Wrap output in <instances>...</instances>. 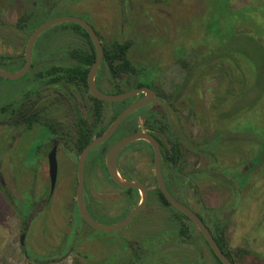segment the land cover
Returning <instances> with one entry per match:
<instances>
[{"label": "rangeland", "instance_id": "rangeland-1", "mask_svg": "<svg viewBox=\"0 0 264 264\" xmlns=\"http://www.w3.org/2000/svg\"><path fill=\"white\" fill-rule=\"evenodd\" d=\"M20 10L18 3L0 4V57L16 58L24 54L27 40L17 39L16 33L6 28L15 24ZM74 10L69 12V16L87 14L85 19L99 35L102 47L115 41L132 42L129 60L137 67L140 77L132 80L129 75L125 76L124 81L119 82L120 90L129 91L128 83L135 85L142 82L156 91L160 101L149 110L150 126L154 128L161 124L166 110L169 118L167 125L174 127L186 141L197 144L214 133L227 136L225 134L243 124L242 118L223 120L222 116L225 111L233 113L247 104L255 103L257 99V89L251 87V81L245 82V88H241V73L247 72L246 63L254 62L261 68L264 63V0H84ZM53 29L46 30L37 38L34 52L43 50V54L38 55L60 57L70 49L89 48L87 41L79 35L71 32L52 35ZM230 37L234 39L227 41V47L232 52L223 53L219 45ZM179 57L190 68L203 62V72L198 70L192 75L179 100L167 102V96H175L188 75L182 69ZM0 70L8 72L4 67ZM101 72L103 77L98 82L99 89L104 94H113L105 67ZM24 83V79L12 81L0 78V111L9 109L16 92L24 88ZM226 87H229L228 93L225 92ZM64 91L67 96L72 94L65 111L67 130H70L76 106L81 102L90 104V95L72 85L65 86ZM234 94L242 97L237 99L233 97ZM139 99L140 96H137L130 103ZM223 99L226 101L223 102ZM103 111L105 126L113 115L114 107L106 105ZM243 114L245 120L249 119V124L264 126V99ZM75 115L87 120L81 110ZM1 118L9 120L8 114ZM6 120L0 126V162L7 166V170L0 168V264H32L25 258L23 249L39 261L62 255L67 248H73L82 257L71 251L65 259H56L53 264L195 263L198 255L191 238L184 241L189 244L187 250L176 246L182 244L179 225L172 220V217L178 216V211L171 207L163 208L154 190L150 195V205L122 230L103 232L92 229L81 219L76 200L74 209L65 206L63 212L73 215L70 218L72 222H64V218H61L59 223L60 214L50 206L59 191L62 201L69 203L76 174L75 164L68 165L57 158L53 190L47 170L38 163L39 158L32 152L27 158L33 164L32 170H11L8 137L12 131ZM142 128V122H129L104 144L103 151L106 152L131 130L144 132ZM236 138L243 140L235 144H221L219 151L214 153L216 158L204 153L209 152L206 145L199 147L202 153L196 150L186 153L178 171L182 175H192L190 182H196L193 184L195 187L177 191L174 196L178 202L190 206L201 216H205V209L219 212L222 220L219 230L223 232L225 249L238 264H264V163L248 175L236 202L232 188L216 180L214 175L223 174L229 179L236 173L246 171L244 165L253 156L257 144H252L249 135ZM223 147H226L223 150L230 148L232 152L221 154ZM97 151V147L93 148L85 162L83 198L86 209L95 221L111 226L133 209L134 202L138 201V192L134 190L127 196L126 191L113 185L103 173L88 174L92 171ZM152 160V151L145 142L128 145L120 155V165L126 168L134 181L155 189ZM201 172L207 176L200 175ZM12 181L18 182L21 189V198L15 202V209L21 213V217L16 215L14 205L6 198L14 188ZM88 197L91 202L97 203V210L103 217L93 216ZM22 236L23 245L20 243ZM148 240L152 243H148ZM146 247L152 253L151 259L145 263L140 256ZM197 249L210 254L205 244Z\"/></svg>", "mask_w": 264, "mask_h": 264}, {"label": "trees", "instance_id": "trees-1", "mask_svg": "<svg viewBox=\"0 0 264 264\" xmlns=\"http://www.w3.org/2000/svg\"><path fill=\"white\" fill-rule=\"evenodd\" d=\"M84 0H0V4L2 2H5L7 4L14 5V3H18L21 5V10L19 14L17 15V20L13 26H6L7 29H10L16 33L17 39H23L27 40L29 35L32 33V31L37 28L40 24L43 22L59 17V16H66L71 15L69 12L73 11L76 6L81 4ZM75 11V10H74ZM73 11V12H74ZM73 15V14H72ZM79 18L86 21L85 18H87V14L78 15ZM77 16V17H78ZM54 28V29H53ZM51 34L59 35V33L63 32H71L73 34H77L83 39L87 41L89 44L88 49H70L63 53L59 61L58 67H51L49 70H47L48 76H52L51 82H59L63 81L66 86L73 85L79 90H81L83 93L88 92L87 88V75L88 71L93 64L95 60V49L94 45L89 39L86 32L79 27L76 24L73 23H65V24H59L54 27H52ZM59 31V32H58ZM97 34V33H96ZM98 38L99 35L97 34ZM60 38V37H59ZM231 39H234V37H230L226 40V42L223 43V45H219L220 50L223 53H229L232 52V49L227 47V41H231ZM27 42V41H26ZM132 49V42L130 40L124 41V42H118L115 41L111 43L110 45L103 47V59L102 63L96 73L95 76V82L96 86L99 89L98 82H100V79L103 77V71L104 67L107 70V75L109 79V84L113 90V94L122 93L120 90V84L119 82L124 81V77L129 75V77L134 79V77L138 78L140 77V72L136 69L137 67L132 64V62L129 60V52ZM261 51V49H260ZM39 53L43 54V50H36L32 52V55H38ZM264 55V53H263ZM181 62L182 69L188 72V75L184 78L181 87L179 88V91L174 95H168L167 102L171 100L177 101L180 97H182V94L187 87L188 82L190 81L192 75L195 72H203L201 68L204 66L203 62L197 63L193 68H190L186 62ZM24 65V56L16 57V58H3L0 57V69L1 67H4L6 71L8 72H16L20 70ZM247 74L241 73V88H245L246 83L245 82H252V88L257 89V99L255 100V103H251L250 105L247 104V106H243L240 108V110H236L235 112H227L225 111L222 119L223 120H229L234 118H242L243 124L238 126L236 130L230 131L228 134H225L227 136H224L222 134L214 133L209 138L202 140L200 143L193 144L190 141H186L183 137L180 136L175 130L174 127H172L169 123V118L166 116V112L164 114L163 122L161 124L156 125V127H152L148 124V115H149V108H142L136 112H134L132 115L128 116L121 124L119 129L117 130V133H120L121 130L126 127V125L129 124V122H138L141 120L143 129L145 131L149 132L151 135H153L157 142L159 143L160 149H161V165H162V174L163 179L165 182V185L172 194L176 191H186L188 189L192 190L194 189L196 182H190L192 175H182L178 171V167L181 165L182 160L186 153L196 150L199 153H202V149L199 147L201 146H209V152H204L206 155H211L214 157V153L219 151L220 145L224 143H236L237 141H242L241 138H236L237 136H244L249 135L252 139V144H257L256 150L251 157V159L248 161L247 164L244 165L246 170L245 172L236 173L233 175L232 178H229L226 176L224 177L223 174H214L215 179L219 182H222L224 184H228L233 190V195L235 197V202L239 200V194L241 187L247 182L248 175L252 172L257 171L264 163V126H255L249 124L250 121L248 118L246 120L244 119L245 116L243 112L247 111L248 109H251L255 104H258V101H262L264 99V63L261 65L262 68L253 62L252 63H246L245 64ZM33 68V66H32ZM242 71V70H241ZM59 75V76H58ZM250 79H248V77ZM130 78V79H131ZM147 86L146 83L139 82L135 85H130L128 83V89L132 90L135 88H141ZM222 85H220L221 87ZM100 90V89H99ZM229 87L225 88V92H229ZM259 90V91H258ZM101 91V90H100ZM102 92V91H101ZM238 99L241 98V95L234 94L233 97ZM90 98V104H91V115L96 119V131L90 132L82 129L80 131V134L83 137H86L83 141H80L78 144V152L80 153L83 148L89 144V142L95 138L101 135L111 124V122L115 119V117L123 110L125 109L130 102L135 98H131L129 100L119 102L116 104H106L102 103L93 97L89 96ZM236 99V100H237ZM226 100L223 99V102ZM257 102V103H256ZM106 105H111L114 107L113 115L111 116L109 123L105 126H103V118L105 116V113L103 111V107ZM244 108V109H243ZM243 110V111H242ZM229 114H227V113ZM78 121H80V125H84L82 118L78 117ZM127 123V124H126ZM84 128V127H82ZM137 131L136 129L131 130L130 132ZM129 132V133H130ZM116 133V134H117ZM125 134H128L127 132ZM255 142V143H254ZM226 147L222 148L221 154H227L232 152L230 148L223 150ZM216 158V155H215ZM200 175L207 176L204 172L200 173ZM126 180H131L130 176L128 174L123 175ZM237 178V181H236ZM134 190H128V193H131ZM155 193L157 195V198L159 199L160 203L164 207H170L168 203L165 201L157 187L155 188ZM139 200L137 202H134V205L132 208L135 207L136 204H138ZM205 216L208 220L209 228L213 231L215 234V241L217 245L219 246L220 250L224 253V255L231 261L232 264H238L234 258L226 251L225 249V240L223 236V232L219 230V224H220V217L218 211L213 210H204ZM178 222H179V233L181 237L188 238L190 235V232H192L193 237H196L195 234H199L201 239L203 240L202 236L198 232V230L195 228L193 223L185 217L182 213L178 212ZM187 223L190 225L187 226ZM204 244L207 246L205 241L203 240ZM199 250V249H198ZM211 260L210 264H221L219 260L214 256V254L209 250ZM24 256L27 260L30 262H33L34 264H46L47 261L45 260H35L32 258V255L27 252V250L23 249Z\"/></svg>", "mask_w": 264, "mask_h": 264}, {"label": "flooded vegetation", "instance_id": "flooded-vegetation-1", "mask_svg": "<svg viewBox=\"0 0 264 264\" xmlns=\"http://www.w3.org/2000/svg\"><path fill=\"white\" fill-rule=\"evenodd\" d=\"M23 56H24V54H23ZM60 59H61V57H59V56L32 55L31 56V67H30L29 71L27 72V74L24 77L20 78V79L25 80L24 88L21 91L18 90L16 92L15 99H14V101H12L11 105L9 106V109L7 108V109L0 111V116L4 117L5 114H8L9 120L8 119L7 120L9 123V127L11 128V131H12L11 135L8 137L10 139V144L8 145V149H9V154H11V158L9 159V162L11 165L10 166L11 170H29V169L32 170L33 169L32 162L29 163L27 161L28 154L30 152H32L34 155H36L39 158L38 163L40 165L41 164L44 165V168H45V170H47V174H48V170H49L48 156H49L50 152L52 151V149H55L56 165H57V158H59V159H63L65 161V163L68 165L75 164L74 170H77L78 158H79V155L81 153V152L80 153L78 152V144L80 141H83L86 138L80 134V131L82 129L85 131V127H86L87 131H90V132L96 131V128H97L96 119L94 117H92V115H91V111H92L91 110V104H87L86 102H83V103L81 102L80 104H78V106H76L77 109L74 112V116L71 117L72 118L71 129L67 130V125H66V120H65V111L67 109L66 105L69 103L68 98H69V96L71 97L72 94H69V96H67V94L64 91V87L66 86L64 84V82L63 81H59L57 83L51 82L52 76H48V73H47V70H49V68L59 66ZM101 63H102V61H101ZM32 66H33V68H32ZM95 84H96V82H95ZM147 88H149V87H147ZM154 92L156 94L155 100L152 103H150V104H148L142 108L148 107L149 108L148 110H150L157 102L160 101V96L156 93V91H154ZM88 94H89V92H88ZM139 96H140L139 100H141L144 97L143 95H139ZM139 100H137V101H139ZM132 103H134V102H132ZM132 103H130V104H132ZM142 108H140V109H142ZM140 109H138V110H140ZM79 110L83 111L86 114L87 120H84V118L82 119L84 125H80V121H78V116L75 115V113L78 112ZM164 112H166V110H164ZM132 114H130V115H132ZM6 118L0 119V126L4 125L3 122H5ZM139 122H142V121L139 120ZM82 127H84V128H82ZM143 130L145 133L150 134L149 132L145 131V129H143ZM136 132H138V131H134L132 133L130 132V134H133ZM116 133H117V131L115 132V134L110 139H108L104 143L96 146L98 149L96 156H95L96 159H95V162H93V167L91 169L92 171H90L88 173V174L103 173L105 178L106 179L108 178V180L112 184H113V182L110 180L108 173H107V170L105 168V158H106L107 152L110 149V147L114 143H116L117 141L114 142L108 148V150L106 152L103 151L102 147L104 146L105 143L110 141L116 135ZM130 134H128V135H130ZM31 139H32V141H31ZM23 140L25 142H24V144H21ZM138 142H143V141H138ZM70 144H72V145H70ZM148 147L150 148L149 145H148ZM126 148L127 147L122 149L117 155V159H116L117 171L119 172V175L121 176L122 179L126 180L123 175L128 174L130 176L131 180H127V181L139 182V181H134V178L130 175V173L126 170V168H124L122 165H120V155L122 154V152ZM61 153H63V155H61ZM152 157H153V154H152ZM3 164H4V162H0V168L2 170H7V166L5 164L4 165ZM152 164H153V160H152ZM84 170H85V166H84ZM48 178H49V176H48ZM154 180H155V177H154ZM139 183H141V182H139ZM12 184H13L12 186L14 188L13 189L11 188V190H12L11 195H8V196L6 195V198L9 199L11 201V203L14 205L13 207H14V211H15L16 210L15 209V202L17 200H20L21 193L19 191L20 188H19L18 182L12 181ZM1 186H3L2 182H1ZM84 187H85V176H84ZM146 187L149 191L148 201L146 204V206H147V205H150L151 192L153 190L155 191V189H152L148 186H146ZM120 190H123V189H120ZM124 191H126V193H128V190H124ZM176 192L174 194H176ZM179 192H183V191H179ZM12 194H15V196ZM17 194H19V195H17ZM129 194L130 193H128L127 196ZM137 196H138V200H139V194L138 193H137ZM57 197H59L58 192H57L55 201L53 202V205H51L50 207H54V209L57 210L58 213L60 214V216H59L60 218L58 219V222L59 223L61 222V218H64V222H68V223L72 222V220H70L71 217L68 215V213L67 214L63 213L64 208L67 204H65V202L62 201V194H60L59 198H57ZM173 197L175 198V196H173ZM58 199H60L61 204H58V201H59ZM75 200H76V198H75ZM83 201H84V198H83ZM89 202L91 204L90 205L91 206V213L93 214V216L100 217V218L103 217L101 215L100 211L97 210V206H96L97 203L93 200L91 202L90 198H89ZM21 205H24V204L22 203ZM84 206H85V202H84ZM156 207H153V208H156ZM162 207L164 208L163 205H162ZM162 207L160 206V208L164 212V209ZM170 207H167V208H170ZM187 207H189L195 214H197L190 206H187ZM85 209H86V206H85ZM86 211L89 214V216L95 221V219L92 217V215H90V213L88 212L87 209H86ZM15 213L17 216H20V217L22 216L21 213L19 214L17 212V210L15 211ZM125 216L120 221H122L125 218ZM197 216L202 220V222L205 224V226L209 229L210 233L212 234V236L215 240L216 236L213 233V231L211 230V228H209V224H208V220H207L206 216H201L199 214H197ZM26 217L28 218V216H26ZM172 218H173L172 219L173 223H177L178 225H180L178 220H177L178 216H176V218H174V217H172ZM189 225L190 224L187 223V226H189ZM179 228L180 227L178 226V229ZM68 233L69 232H67V233L65 232V234H68ZM179 235H180V233H179ZM193 235L194 234H192V232H190V235L188 238L189 239L191 238L193 240V242H194L193 243V249H194L195 253L198 255L197 259L196 260L194 259V262H195L194 264H199L200 262H205V261H207V263L210 264V260H211L210 254L207 251H206L207 254L201 253V250L197 249L199 245H201V246L204 245V243H203L204 238L202 237L203 238V240H202L201 237L199 236V234H195L196 237H193ZM180 238L182 240V244H179V245L176 244V246L181 247L185 251L189 247V244H187L184 241H186L188 238H183V237H181V235H180ZM60 240H62V239H60ZM149 242L152 243L151 240H148V243ZM150 245L152 246V244H150ZM207 248H208V250H210L208 245H207ZM143 250L145 252L142 253L140 258H144L145 263H146L147 261H149V259H151L152 251L149 249V247L148 248L146 247ZM71 251L75 252L73 250V248H69V249L67 248L66 253H64L62 255H55L54 258L45 260V261H47L46 264H48L49 262H51L53 264L56 262V259L57 260L60 258L65 259L66 255ZM75 254H77L78 256L81 255L80 253H77V252H75ZM31 255H33V254L31 253ZM81 257H82V255H81ZM85 262H87V261L85 260ZM31 263L34 264L33 262H31Z\"/></svg>", "mask_w": 264, "mask_h": 264}, {"label": "water", "instance_id": "water-1", "mask_svg": "<svg viewBox=\"0 0 264 264\" xmlns=\"http://www.w3.org/2000/svg\"><path fill=\"white\" fill-rule=\"evenodd\" d=\"M65 23H73L81 27L86 32L89 39L94 45L95 60L91 65L87 75V88L91 97L102 103L116 104L137 97L139 95L144 96L141 100L136 101L128 105L125 109H123L111 122V124L106 129V131L100 136L90 141L89 144L86 145L81 151L77 163V170H76L77 185L75 192L76 205L81 219L92 229L103 232H114V231L122 230L126 226H128L135 218V216L145 208L148 201V193H149L147 187L139 182L127 181L122 179L116 168V159L118 153L132 143L143 141L147 143L152 150L153 170H154L156 186L159 192L161 193V195L163 196V198L165 199V201L168 203L169 206H171L173 209L177 210L178 212L182 213L194 224V226L196 227L198 232L202 235V237L204 238L205 242L207 243L208 247L210 248L214 256L219 260L221 264H232L231 261L220 250L212 234L210 233L209 229L205 226V224L197 216V214H195L186 205L178 202L168 191L167 187L165 186L163 174H162L161 149L159 143L152 135L148 133L136 132L120 139L110 147L105 158V168L107 170L110 180L113 182L115 186H117L120 189L136 190L140 195V201L138 202V204L125 216V218L122 221L111 226L101 225L95 222L89 216V214L85 209L84 201H83L84 176H85L84 166L89 152L96 146L110 139L115 134V132L122 124V122L130 114L152 103L156 98V94L152 89L147 87L135 88L118 94H104L101 91H99L95 84V76L103 59V47L95 30L91 27V25L87 21L79 17L69 16V15L59 16L49 19L43 22L42 24H40L37 28H35L32 31V33L29 35L27 42L25 44L23 67L19 71L12 73L0 70V78L13 81L24 77L31 67L32 51L37 38L46 30L56 25L65 24ZM55 155H56L55 149H52V151L48 156V166H49L48 176H49L51 189L54 188L56 181V174H57ZM23 240H24V236L21 237L20 240L21 245H23Z\"/></svg>", "mask_w": 264, "mask_h": 264}, {"label": "crops", "instance_id": "crops-1", "mask_svg": "<svg viewBox=\"0 0 264 264\" xmlns=\"http://www.w3.org/2000/svg\"><path fill=\"white\" fill-rule=\"evenodd\" d=\"M76 175V174H75ZM76 185H77V181H76V176H75V180L73 182V185H72V188H71V191H70V196H69V203L66 205V207L69 209V207H71V209H74V205H75V192H76ZM59 194V197H60V194L61 192L59 191L58 192ZM57 197V198H59ZM58 204H61V201L60 199H58ZM66 204V203H65ZM73 207V208H72ZM72 213L74 214V210H72ZM70 217L73 216L71 215V213L68 214Z\"/></svg>", "mask_w": 264, "mask_h": 264}]
</instances>
